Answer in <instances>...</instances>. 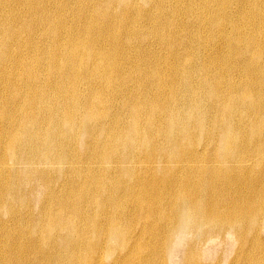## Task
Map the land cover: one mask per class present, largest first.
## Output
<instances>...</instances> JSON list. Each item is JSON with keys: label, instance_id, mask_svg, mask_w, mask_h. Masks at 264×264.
<instances>
[{"label": "bare ground", "instance_id": "bare-ground-1", "mask_svg": "<svg viewBox=\"0 0 264 264\" xmlns=\"http://www.w3.org/2000/svg\"><path fill=\"white\" fill-rule=\"evenodd\" d=\"M223 241L264 264V0H0V264Z\"/></svg>", "mask_w": 264, "mask_h": 264}, {"label": "rangeland", "instance_id": "rangeland-1", "mask_svg": "<svg viewBox=\"0 0 264 264\" xmlns=\"http://www.w3.org/2000/svg\"><path fill=\"white\" fill-rule=\"evenodd\" d=\"M234 254L235 252L232 249L231 243L223 241L221 244H218V246H216L214 251V258H206L203 260L205 264H231V261L234 258ZM180 258L181 254L178 253L177 259Z\"/></svg>", "mask_w": 264, "mask_h": 264}]
</instances>
